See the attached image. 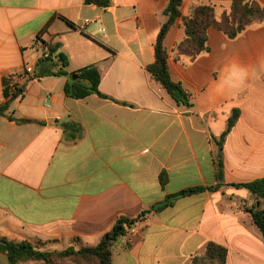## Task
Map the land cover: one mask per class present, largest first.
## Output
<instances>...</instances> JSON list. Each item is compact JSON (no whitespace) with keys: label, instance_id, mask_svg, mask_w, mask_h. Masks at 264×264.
Returning <instances> with one entry per match:
<instances>
[{"label":"crops","instance_id":"obj_1","mask_svg":"<svg viewBox=\"0 0 264 264\" xmlns=\"http://www.w3.org/2000/svg\"><path fill=\"white\" fill-rule=\"evenodd\" d=\"M169 1L112 0L101 8L85 0H0V106L9 74L34 68L18 80L24 94L9 109L34 122L0 117V238L43 251L94 247L120 217L137 219L169 195L217 185L216 141L238 109L223 148L225 186L146 215L115 244L112 259L193 264L214 242L227 248V264H264V239L247 211L258 199L232 186L264 177V21L235 39L210 27L209 51L177 61L173 49L186 36L182 17L204 4L220 18L232 2L184 0L165 47L173 80L190 94L187 107L147 70ZM46 28L43 39L61 45L69 74L97 67L109 99L68 98V76H35L46 53L36 39ZM233 63L248 71L244 88L218 91L216 82ZM69 122L80 130L65 129ZM0 264H8L1 253Z\"/></svg>","mask_w":264,"mask_h":264},{"label":"trees","instance_id":"obj_2","mask_svg":"<svg viewBox=\"0 0 264 264\" xmlns=\"http://www.w3.org/2000/svg\"><path fill=\"white\" fill-rule=\"evenodd\" d=\"M184 0H170L164 14L168 20L162 25L155 44V62L147 67L151 77L159 82L167 93L178 103L191 107L190 94L185 91L181 83L173 80L169 71V52L165 47V40L171 28L177 20L182 17L181 6ZM87 5H96L101 8H108L112 0H85ZM230 13L218 18L217 10L214 5H195L192 7L188 16L182 17V25L185 28V39L176 44L173 49L174 58L177 61L184 59L194 61L201 54L209 51L207 44L208 29L215 27L225 33L230 39L237 38L246 29L256 24V21L264 20V6L256 0H232L230 4ZM47 33V28L37 36V43L43 44L46 49V57L41 58L35 69V76L38 78L56 76H68L64 90L68 98L85 99L91 95H98L101 98L110 97L103 94L100 90L101 73L95 66H89L81 69L77 73L69 74V57L61 51L59 43L52 44L43 39ZM77 75V79L72 76ZM24 86L5 90L6 101L0 106V117H7L19 124L34 122L28 119H18L9 114L11 103L17 98L23 96ZM240 117L238 109L233 111L229 119L226 131L217 140L219 147L218 155L215 159L216 179L215 186H197L191 187L181 192L169 195L160 203H157L145 210L137 219L120 217L110 231L101 239L100 243L94 247H84L74 249L73 247L64 250L43 251L31 242L8 240L0 238V253L7 257L8 264H25L27 262H40L41 264H58L57 260L66 263L61 264H114L112 259V249L115 244L124 237L129 230L144 217L152 212L159 213L172 206L176 200L199 194L205 191L219 190L225 186L224 157L223 148L227 135L231 132ZM76 123H65V129L80 130ZM162 186L166 185L167 177L164 173L161 175ZM236 188H245L249 190L258 199V203L251 208H247L253 223L259 228L264 239V177L252 182L232 184ZM228 250L226 247L214 242L207 244L205 251L201 255L193 257V264H227Z\"/></svg>","mask_w":264,"mask_h":264},{"label":"clouds","instance_id":"obj_3","mask_svg":"<svg viewBox=\"0 0 264 264\" xmlns=\"http://www.w3.org/2000/svg\"><path fill=\"white\" fill-rule=\"evenodd\" d=\"M247 78V69L242 65L233 63L227 66L221 73L218 81L216 82L217 90L239 92L244 88Z\"/></svg>","mask_w":264,"mask_h":264},{"label":"built area","instance_id":"obj_4","mask_svg":"<svg viewBox=\"0 0 264 264\" xmlns=\"http://www.w3.org/2000/svg\"><path fill=\"white\" fill-rule=\"evenodd\" d=\"M88 22V21H87ZM43 57H46V53ZM34 72V68L25 67L20 71H13L9 74V86L8 88L13 89L18 86V80L21 79L24 75H28Z\"/></svg>","mask_w":264,"mask_h":264},{"label":"rangeland","instance_id":"obj_5","mask_svg":"<svg viewBox=\"0 0 264 264\" xmlns=\"http://www.w3.org/2000/svg\"><path fill=\"white\" fill-rule=\"evenodd\" d=\"M230 11H231V10H230V6H229V7H227L226 9H224L223 15H225V14H229ZM263 21H264V20L256 21V23L263 22ZM2 238H5V237H2ZM35 242H37V241H35ZM36 246L39 247L37 244H36ZM56 262H57L58 264L66 263V262H63V261H61V260H57V259H56ZM25 264H41V263H40V262H27V263H25Z\"/></svg>","mask_w":264,"mask_h":264},{"label":"water","instance_id":"obj_6","mask_svg":"<svg viewBox=\"0 0 264 264\" xmlns=\"http://www.w3.org/2000/svg\"><path fill=\"white\" fill-rule=\"evenodd\" d=\"M72 78H73V79H77L78 76H77V75H73Z\"/></svg>","mask_w":264,"mask_h":264}]
</instances>
